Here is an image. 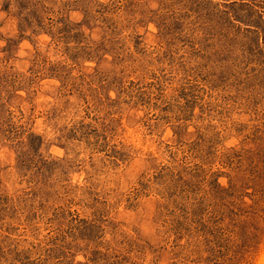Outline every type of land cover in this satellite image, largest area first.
Here are the masks:
<instances>
[{
    "label": "rangeland",
    "instance_id": "374dc122",
    "mask_svg": "<svg viewBox=\"0 0 264 264\" xmlns=\"http://www.w3.org/2000/svg\"><path fill=\"white\" fill-rule=\"evenodd\" d=\"M264 0H0V264H260Z\"/></svg>",
    "mask_w": 264,
    "mask_h": 264
},
{
    "label": "bare ground",
    "instance_id": "6f19581e",
    "mask_svg": "<svg viewBox=\"0 0 264 264\" xmlns=\"http://www.w3.org/2000/svg\"><path fill=\"white\" fill-rule=\"evenodd\" d=\"M260 264H264V257H263V260L261 261V263Z\"/></svg>",
    "mask_w": 264,
    "mask_h": 264
}]
</instances>
